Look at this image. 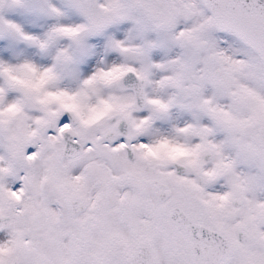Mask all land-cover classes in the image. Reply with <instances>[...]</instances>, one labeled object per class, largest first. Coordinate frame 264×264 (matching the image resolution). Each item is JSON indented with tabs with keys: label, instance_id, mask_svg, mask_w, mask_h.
<instances>
[{
	"label": "snow or ice",
	"instance_id": "obj_1",
	"mask_svg": "<svg viewBox=\"0 0 264 264\" xmlns=\"http://www.w3.org/2000/svg\"><path fill=\"white\" fill-rule=\"evenodd\" d=\"M0 264H264V0H0Z\"/></svg>",
	"mask_w": 264,
	"mask_h": 264
}]
</instances>
